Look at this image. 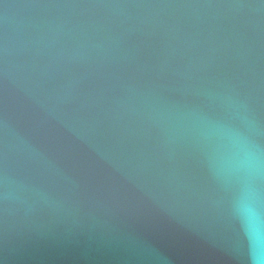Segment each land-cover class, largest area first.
Instances as JSON below:
<instances>
[{"label": "water", "instance_id": "obj_1", "mask_svg": "<svg viewBox=\"0 0 264 264\" xmlns=\"http://www.w3.org/2000/svg\"><path fill=\"white\" fill-rule=\"evenodd\" d=\"M245 200L264 0H0V264H248Z\"/></svg>", "mask_w": 264, "mask_h": 264}, {"label": "clouds", "instance_id": "obj_2", "mask_svg": "<svg viewBox=\"0 0 264 264\" xmlns=\"http://www.w3.org/2000/svg\"><path fill=\"white\" fill-rule=\"evenodd\" d=\"M249 163L254 164V159ZM237 211L244 223L248 264H264V216L248 200L242 201Z\"/></svg>", "mask_w": 264, "mask_h": 264}]
</instances>
